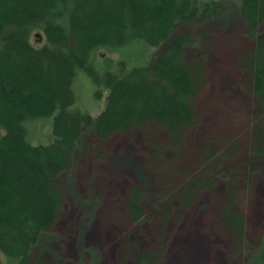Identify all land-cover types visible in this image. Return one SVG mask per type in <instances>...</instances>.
<instances>
[{"label": "trees", "instance_id": "16d2710c", "mask_svg": "<svg viewBox=\"0 0 264 264\" xmlns=\"http://www.w3.org/2000/svg\"><path fill=\"white\" fill-rule=\"evenodd\" d=\"M238 1L243 34L254 43L243 68L252 76L255 107L248 146L255 156L264 154V0ZM222 11L215 0H0V253L19 264H65L43 255L32 262L30 256L42 234L59 222L65 206L60 176L72 168L87 132L102 144L112 135L158 125L169 133L175 157L185 150L188 132L199 123L196 102L208 75L203 55L188 53L194 42L191 33L170 42L155 64L129 69L121 63L118 72L100 74L90 62L92 52L136 40L160 47L180 23L199 24ZM35 30L42 31L38 45L31 41ZM78 72L92 78L98 100L106 98L97 116L72 109ZM49 117L54 141L31 144L24 124ZM238 150V143L230 142L223 155ZM221 158L210 148L202 157V170L172 192L167 208L170 213L178 204L185 210L198 190L213 189L223 180L225 203L218 222L243 252L247 228L236 203V183L252 177L235 165L228 171L213 169L215 159ZM148 195L139 187L130 189L126 208L132 222L145 220L142 200Z\"/></svg>", "mask_w": 264, "mask_h": 264}, {"label": "rangeland", "instance_id": "374dc122", "mask_svg": "<svg viewBox=\"0 0 264 264\" xmlns=\"http://www.w3.org/2000/svg\"><path fill=\"white\" fill-rule=\"evenodd\" d=\"M206 1L212 0H200ZM215 1L223 7L220 16L199 24L180 23L160 47L136 40L121 48L92 52L90 62L100 74L118 72L121 63L129 69L155 64L170 42L191 33L194 42L188 53L203 55L208 75L207 87L196 102L199 123L188 132L185 150L175 157L169 133L158 125L112 135L102 144L87 132L72 168L60 176L65 206L59 222L42 234L31 253L32 262L43 255L52 263L63 260L65 264H264V154L252 156L249 151L255 104L252 76L243 68L254 43L243 34L240 2ZM62 22L68 26L66 19ZM40 34V30L33 32V44L42 43ZM73 90V110L97 116L105 108L106 98L95 97L97 87L84 72H78ZM24 125L33 145L51 144L55 139L53 117ZM3 134L0 130V137ZM230 142H237L239 150L225 157ZM210 148L222 155L213 169L228 171L235 165L238 171L251 174V181L236 183L237 207L246 221V251L238 249L231 232L218 222L225 203L223 180L213 189L198 190L187 209L175 204L168 211V197L202 170V157ZM133 186L149 193L142 200L143 222H132L127 212ZM162 188L166 193H159ZM140 255L147 257L140 261ZM0 261L19 264L2 253Z\"/></svg>", "mask_w": 264, "mask_h": 264}]
</instances>
